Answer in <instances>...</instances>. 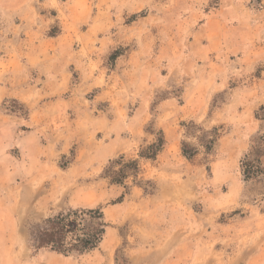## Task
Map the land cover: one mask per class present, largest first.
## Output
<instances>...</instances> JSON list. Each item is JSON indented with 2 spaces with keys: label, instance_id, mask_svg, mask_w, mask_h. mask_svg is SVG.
Listing matches in <instances>:
<instances>
[{
  "label": "rangeland",
  "instance_id": "rangeland-1",
  "mask_svg": "<svg viewBox=\"0 0 264 264\" xmlns=\"http://www.w3.org/2000/svg\"><path fill=\"white\" fill-rule=\"evenodd\" d=\"M5 1L0 81L27 66L30 91L0 107V264H264V172H243L264 149V0ZM35 45L45 60L18 54ZM121 156L140 170L112 184ZM98 208L97 249L31 246L47 218Z\"/></svg>",
  "mask_w": 264,
  "mask_h": 264
},
{
  "label": "trees",
  "instance_id": "trees-1",
  "mask_svg": "<svg viewBox=\"0 0 264 264\" xmlns=\"http://www.w3.org/2000/svg\"><path fill=\"white\" fill-rule=\"evenodd\" d=\"M216 132L215 129L214 133ZM164 146L165 139L162 135L156 143L147 148L145 153H141V157L154 160ZM184 152L186 154V150ZM263 156L264 149L259 150V153L256 154V165H247L246 160L243 162L246 180L257 178L263 174L264 169L261 161ZM116 166L120 167L117 171L115 170ZM139 170L138 160L126 162L125 157L121 156L119 159L111 161L104 172V176L109 178L112 184H124L130 175L137 176ZM121 200L122 198L119 202ZM106 228L107 224L101 209L70 210L49 217L35 227L31 234L30 243L36 251L47 248L64 256L84 255L100 246L106 234Z\"/></svg>",
  "mask_w": 264,
  "mask_h": 264
},
{
  "label": "crops",
  "instance_id": "crops-1",
  "mask_svg": "<svg viewBox=\"0 0 264 264\" xmlns=\"http://www.w3.org/2000/svg\"><path fill=\"white\" fill-rule=\"evenodd\" d=\"M9 5H10V2L7 3L5 0H0V11H1V9H3L5 7H8ZM12 5H11V7H14ZM38 47H39V45H35V48H31L29 50V53L32 52L33 54L27 53L26 49L24 51H22V50L19 51L18 50L19 51L18 54H21L22 52L26 51L25 53H26L27 56H29V58H30L29 61L30 62H31V60H33V62H41V61H43V60H45L47 58L48 54L46 52H44V53L41 52V53L37 54V51H34V50H37ZM25 48H27V47L25 46ZM13 56H14V54H10V55H7V56H3L0 59L1 60L0 61V80H1V78L4 77V74H8V73L11 72L10 68H8L7 70L5 68H6V65L8 64V62H10L12 60ZM32 56H33V58H32ZM34 56H35V58H34ZM36 56H38V58H36ZM17 58H19L18 55H17ZM20 68H23V67H18L17 70H19ZM29 70L30 69L27 66H26V68L24 67L23 69H20V77L22 75V73H21L22 71H24L26 73H23V78H19V81H17V84H16V82L15 83H13V82L12 83H9V82L6 83L5 82L4 84H2L1 83L2 81H0V107L3 105V103L6 101L7 98H11L12 97V98H15L17 100L24 101V102L27 100L26 99L28 97L27 94H28V91H30V90H26V88L28 86L24 82L28 81V78H29L28 72H29ZM0 115H1V113H0ZM4 117H6V116H4ZM11 132H12V129H11ZM4 134H5V128L0 130V136L4 137ZM7 148L8 147H7V144H6L5 140H3V142H2V144L0 146V150H1L0 153L4 157L5 162L14 163L13 157L8 154ZM18 166L20 167V165H18ZM19 173L20 172H17L16 170H14L12 174L14 175V177L16 175L15 178H18V177H20ZM236 263H237V261H236Z\"/></svg>",
  "mask_w": 264,
  "mask_h": 264
}]
</instances>
